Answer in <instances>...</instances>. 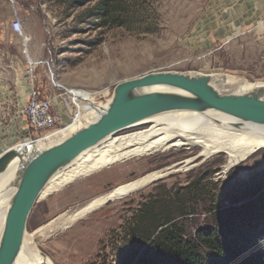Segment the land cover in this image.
I'll use <instances>...</instances> for the list:
<instances>
[{
    "label": "rangeland",
    "instance_id": "374dc122",
    "mask_svg": "<svg viewBox=\"0 0 264 264\" xmlns=\"http://www.w3.org/2000/svg\"><path fill=\"white\" fill-rule=\"evenodd\" d=\"M99 1L0 0V95H11L12 100L8 104L0 98V153L25 143L27 124L22 112L26 101L20 89L26 85L23 77L30 61H44L36 67V74L41 90L49 94L57 93L52 81L93 94H112L117 83L154 71L218 73L243 82H264V23L255 22L264 0H106L110 10L106 23H100L94 10ZM15 13L28 36L25 42L11 29ZM215 88L221 94H243ZM87 120L82 118L83 123ZM197 152V148L186 146L168 149L71 182L39 198L29 214L26 234L30 237L42 225L113 187L152 171L168 170L165 167ZM199 160L188 162L196 166L157 178L135 193L107 202L66 229L33 236L34 246L53 264H116L124 254L119 248L132 240L129 228L136 223L130 222L148 196L159 205L167 204L168 216L182 225L184 236L190 239L196 228L211 221V202L207 196L198 202L193 196L188 200L179 191L177 197L185 201L177 203L171 194L200 173L212 190L207 199L215 194L218 200V193L230 192L243 180L264 183V148L226 172L221 169L226 162L224 154ZM178 208L184 212L174 213ZM76 227L93 234L70 237L76 248H66L69 252L64 253L67 233Z\"/></svg>",
    "mask_w": 264,
    "mask_h": 264
},
{
    "label": "bare ground",
    "instance_id": "6f19581e",
    "mask_svg": "<svg viewBox=\"0 0 264 264\" xmlns=\"http://www.w3.org/2000/svg\"><path fill=\"white\" fill-rule=\"evenodd\" d=\"M210 79L211 84L215 87L232 89L241 93H253L258 87H264V82H243L232 76L218 73L210 75ZM261 98L264 99V94ZM101 112L98 107H93L88 113L81 114L79 119L66 128L57 129L36 143H20L3 151L11 152V156L0 171V236L4 216L15 190L20 166L32 152L43 149L54 142H60L87 122L97 119ZM82 118L88 119L87 122L83 123ZM141 122L134 127L107 136L98 144L83 151L67 167L51 177L39 198H43L80 178L99 173L105 168L133 158L139 160L143 156L165 153L168 149L179 150L185 146L197 148V155L187 158L181 167L172 170L152 171L113 187L70 212L63 213L42 225L30 237L25 232L20 252L13 264H53L46 255L36 249L32 241L33 236L41 234L49 236L56 231L66 229L109 201L114 202L135 193L157 178L197 165L189 166L188 162L190 161L201 159L199 161L203 162L214 155L224 154L226 162L221 169L222 172H226L254 152L264 148V124L253 123L215 110L204 112L166 111L147 117ZM76 234L85 237L93 232L92 230L86 232L77 227L69 231L68 238L64 240V253L69 252L66 248H76V243L69 242V238ZM84 237L81 240L83 244ZM87 245L89 244L87 243ZM67 257L69 256L67 255Z\"/></svg>",
    "mask_w": 264,
    "mask_h": 264
},
{
    "label": "water",
    "instance_id": "95a60500",
    "mask_svg": "<svg viewBox=\"0 0 264 264\" xmlns=\"http://www.w3.org/2000/svg\"><path fill=\"white\" fill-rule=\"evenodd\" d=\"M262 94L264 87H258L253 93L221 94L211 84L210 75L202 73L154 71L117 83L97 119L87 122L60 142L32 152L20 166L4 216L0 264L14 263L22 246L29 214L47 182L86 149L107 136L142 123L147 117L173 110H215L264 124ZM10 156L9 151L0 153V171ZM184 163L181 160L165 168L175 169Z\"/></svg>",
    "mask_w": 264,
    "mask_h": 264
},
{
    "label": "trees",
    "instance_id": "16d2710c",
    "mask_svg": "<svg viewBox=\"0 0 264 264\" xmlns=\"http://www.w3.org/2000/svg\"><path fill=\"white\" fill-rule=\"evenodd\" d=\"M94 10L101 17L100 23L108 21L106 0L99 1ZM205 178L200 173L186 189L171 194V199L185 201L177 197L179 191L188 200L196 197L197 202L200 197H208L212 190ZM229 191L218 193V200L215 194L212 199L206 197L213 208L211 221L196 228L190 239L184 236L182 225L168 216L167 204L159 205L148 196L130 222L136 223L129 228L132 240L119 248L124 254L116 264H264V183L243 180ZM183 212L178 208L174 213Z\"/></svg>",
    "mask_w": 264,
    "mask_h": 264
},
{
    "label": "built area",
    "instance_id": "2783aa9c",
    "mask_svg": "<svg viewBox=\"0 0 264 264\" xmlns=\"http://www.w3.org/2000/svg\"><path fill=\"white\" fill-rule=\"evenodd\" d=\"M11 29L24 42L28 40L16 13L11 21ZM39 64H44V61L28 62L23 77L27 86V98L22 112L27 124L24 138L25 142L29 143L44 139L49 133L57 130L60 124H64L62 128H66L93 107H98L101 111L111 96L106 92L93 94L82 88L66 87L54 81L52 89L57 93L43 92L38 85L36 74V67Z\"/></svg>",
    "mask_w": 264,
    "mask_h": 264
},
{
    "label": "crops",
    "instance_id": "0c3cea01",
    "mask_svg": "<svg viewBox=\"0 0 264 264\" xmlns=\"http://www.w3.org/2000/svg\"><path fill=\"white\" fill-rule=\"evenodd\" d=\"M255 11V10H254ZM260 12V15H258V19L255 21L257 22L259 25L260 24H263L264 23V2H262V5L260 6L259 10L256 12V14ZM240 15V14H239ZM246 16V15H245ZM250 16L252 17L253 15L250 14ZM246 23V22H245ZM242 23H238L236 22V26L237 27H240ZM248 24V23H247ZM251 25V23H249ZM244 25V24H243ZM12 91L8 92L9 94H11ZM5 96H3V94H1L0 98L3 97V102L4 103H8L10 104L11 103V95H7V94H4ZM20 96L21 97H24V100L26 101V98H27V86L24 85V87H21L20 89Z\"/></svg>",
    "mask_w": 264,
    "mask_h": 264
},
{
    "label": "flooded vegetation",
    "instance_id": "af4514ba",
    "mask_svg": "<svg viewBox=\"0 0 264 264\" xmlns=\"http://www.w3.org/2000/svg\"><path fill=\"white\" fill-rule=\"evenodd\" d=\"M188 159H189V158H188ZM183 162H185V160H184ZM189 183H190V182H189ZM189 183L185 184L183 189H186V188L188 187V184H189Z\"/></svg>",
    "mask_w": 264,
    "mask_h": 264
}]
</instances>
